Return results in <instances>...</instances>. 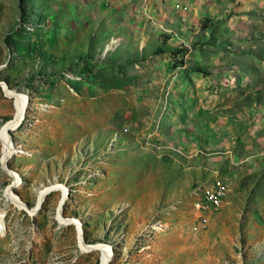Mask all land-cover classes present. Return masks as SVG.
I'll return each instance as SVG.
<instances>
[{
    "label": "rangeland",
    "instance_id": "obj_1",
    "mask_svg": "<svg viewBox=\"0 0 264 264\" xmlns=\"http://www.w3.org/2000/svg\"><path fill=\"white\" fill-rule=\"evenodd\" d=\"M18 96L0 264H264V0H0L1 129Z\"/></svg>",
    "mask_w": 264,
    "mask_h": 264
},
{
    "label": "bare ground",
    "instance_id": "obj_2",
    "mask_svg": "<svg viewBox=\"0 0 264 264\" xmlns=\"http://www.w3.org/2000/svg\"><path fill=\"white\" fill-rule=\"evenodd\" d=\"M9 96L12 97V94L9 93ZM16 100L18 102L17 103L18 104L17 105L18 111L15 115L16 116L15 120H13L9 124H7L5 129L0 128V140L5 146V148H4V150H5L4 151V162H7L13 154V149H12V145L10 142L8 131L10 129H15L17 126H19V124L22 122V119H23V116L25 113V109H26L25 102L23 101V99L21 97H19V96L16 97ZM6 171L11 176L15 177L14 173L10 172L7 169H6ZM56 191H62L63 192V200H62V203H61L59 210H58V215L60 216V221H61L62 225L64 227L75 226L81 230V228H82L81 222H78L77 220H74V219H69V220L64 219V216L61 217V215L63 214V208L65 207L66 203L68 202V198H67L68 195H67L66 191H63L60 188L46 190L40 194V202H42L44 200L45 195L54 193ZM9 197H10L11 201L15 202V204L19 205V207L21 206V203L17 199H15L12 194L9 193ZM222 197H226V191H224V188H220L219 191L218 190H212V192H210L209 195L205 196V199H204L205 201L197 203L195 205V207L198 211H203V212H208V213L211 212V210H213L212 208H214V210L217 211L218 200L221 199ZM21 207L24 208L23 205ZM82 240H83V237L81 235V242H82L81 245L84 249H86L88 251H92V252H100L103 255V264H111V261L113 258V251L108 245L99 244V246H96V247L90 249V248L85 246V244Z\"/></svg>",
    "mask_w": 264,
    "mask_h": 264
},
{
    "label": "water",
    "instance_id": "obj_3",
    "mask_svg": "<svg viewBox=\"0 0 264 264\" xmlns=\"http://www.w3.org/2000/svg\"><path fill=\"white\" fill-rule=\"evenodd\" d=\"M6 88L9 89L8 86H7ZM11 140H12V139H11ZM12 145H13V150H14L13 154H14V153H17L18 151L16 150V148H15V146H14L13 143H12ZM12 156H13V155H12ZM8 161H9V160H8ZM8 161L5 163V167H6L7 170H10L9 167H8ZM11 172L14 173V174L16 175V180H15V181L11 184V186H10V189H13L14 186L16 185V183H17L16 181H18L19 178H18V175H17L15 172H13V171H11ZM48 195H49V194H48ZM48 195H45V196H44V200L47 198ZM67 198L69 199V196H68ZM43 202H44V201H43ZM43 202H42V204H43ZM41 208H42V205L40 204V206L37 207V208L35 209V211H33V213H34V214L37 213L38 210H41ZM63 216H64V214L61 215V217H63ZM64 219H65V218H64ZM82 237H83V235H82ZM83 241L86 242L84 238H83Z\"/></svg>",
    "mask_w": 264,
    "mask_h": 264
},
{
    "label": "built area",
    "instance_id": "obj_4",
    "mask_svg": "<svg viewBox=\"0 0 264 264\" xmlns=\"http://www.w3.org/2000/svg\"><path fill=\"white\" fill-rule=\"evenodd\" d=\"M204 215H206V216H207V213H206V212H204Z\"/></svg>",
    "mask_w": 264,
    "mask_h": 264
},
{
    "label": "trees",
    "instance_id": "obj_5",
    "mask_svg": "<svg viewBox=\"0 0 264 264\" xmlns=\"http://www.w3.org/2000/svg\"><path fill=\"white\" fill-rule=\"evenodd\" d=\"M261 101H263V100H261Z\"/></svg>",
    "mask_w": 264,
    "mask_h": 264
}]
</instances>
